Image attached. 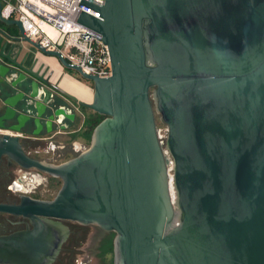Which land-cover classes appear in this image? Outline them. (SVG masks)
Masks as SVG:
<instances>
[{
    "label": "water",
    "instance_id": "water-1",
    "mask_svg": "<svg viewBox=\"0 0 264 264\" xmlns=\"http://www.w3.org/2000/svg\"><path fill=\"white\" fill-rule=\"evenodd\" d=\"M81 7L79 22L108 46L109 77L87 74L29 38L21 20L3 16L0 0V22L19 30L0 34L92 81L93 100L81 103L105 116L89 147L59 165L26 157L18 136L1 137L0 153L62 180L50 201L0 205L44 218L5 239L3 260L50 264L67 236L47 221L57 218L116 232L115 264H264V0H82ZM6 48L0 39V119L22 129L24 98L13 91L26 88L38 134L47 88L35 90L33 68ZM156 112L168 127L165 144ZM57 114L74 117L63 108Z\"/></svg>",
    "mask_w": 264,
    "mask_h": 264
},
{
    "label": "flooded vegetation",
    "instance_id": "flooded-vegetation-1",
    "mask_svg": "<svg viewBox=\"0 0 264 264\" xmlns=\"http://www.w3.org/2000/svg\"><path fill=\"white\" fill-rule=\"evenodd\" d=\"M9 57L33 68L36 75L31 77V81L35 90L41 91L43 87H46L49 103L42 110L43 115L39 121L43 123V127L36 134L35 131L38 130V126L35 124L37 110L25 104L28 90L23 87L14 90L13 94L24 98V103L18 107L19 113L23 116L22 129L20 131L13 130L12 127L19 123L0 119V139L3 135L18 136L26 157L53 165L64 163L87 149L84 141H80L79 138L87 139L91 143L92 137L91 139L88 137L87 131L90 125L89 120L91 121L96 112L83 105L80 99L76 101L67 96L62 98L63 93L58 92L50 83H45L41 70L34 69L36 63L28 66L27 59L19 60L18 57ZM2 61L9 63L6 58H3ZM13 73L17 74L15 76L20 75L19 78L25 76L18 74L17 71ZM60 108H63L68 114H74V117L58 115L57 112ZM55 178L59 177L50 175L36 166L21 163L13 153H0V205L18 206L24 202L25 198L50 201L54 197L44 196L45 185L48 187ZM40 219L44 218L37 215L36 221H33L23 214L0 209V264H11L3 260L1 256L10 251L9 246L4 245L5 239L19 232L36 229ZM47 221L52 229L60 224L67 228L65 241L50 264H87L85 259L80 257L81 253H85L84 246L89 235L83 229L84 225L77 221L57 218H48ZM52 236H55L54 230H52ZM76 257L77 259H75Z\"/></svg>",
    "mask_w": 264,
    "mask_h": 264
},
{
    "label": "built area",
    "instance_id": "built-area-1",
    "mask_svg": "<svg viewBox=\"0 0 264 264\" xmlns=\"http://www.w3.org/2000/svg\"><path fill=\"white\" fill-rule=\"evenodd\" d=\"M1 1L3 16L21 20L27 36L47 50L60 52L87 74L98 77L112 74L108 46L99 33L79 22L82 0Z\"/></svg>",
    "mask_w": 264,
    "mask_h": 264
},
{
    "label": "crops",
    "instance_id": "crops-1",
    "mask_svg": "<svg viewBox=\"0 0 264 264\" xmlns=\"http://www.w3.org/2000/svg\"><path fill=\"white\" fill-rule=\"evenodd\" d=\"M0 27L11 35H18L17 29L12 25L5 27L0 22ZM0 39L7 44L6 55L13 58L18 57L19 60L27 59L28 66L36 63L34 69L41 70L45 83H50L58 92H67L87 103L93 100L94 85L83 79L80 74L78 76L69 72L58 57L47 55L27 42L8 40L1 34ZM79 139L82 141V138Z\"/></svg>",
    "mask_w": 264,
    "mask_h": 264
},
{
    "label": "rangeland",
    "instance_id": "rangeland-1",
    "mask_svg": "<svg viewBox=\"0 0 264 264\" xmlns=\"http://www.w3.org/2000/svg\"><path fill=\"white\" fill-rule=\"evenodd\" d=\"M1 25L6 27L5 24L1 23ZM12 26H13V28L17 29V31H19L17 26H15V25H12ZM68 71L79 76V73L76 70H72V68L68 69ZM87 81H89V80H87ZM89 83L91 85L93 84L92 81H89ZM152 98H153V96H152ZM153 102H155L154 98H153ZM154 105H155V103H154ZM90 111L91 110H89V112ZM100 116H101V114H100ZM100 116H98V117L99 118L102 117L103 119L105 117L104 115H102L101 117ZM156 121H157L159 133L162 136L161 139L165 144L166 138L168 135L167 124H165L164 122L161 121L160 114L157 112H156ZM82 140L85 143V147L88 148L89 145L91 144L90 141H88L87 139L86 140L82 139ZM91 141H92V139H91ZM169 159L171 161V163L169 165V168L171 169L170 173L173 175V169H172L173 168V162H172L171 156H169ZM61 186H62V180L60 178H55L54 180H52L51 183H49L48 187L45 185L44 196L45 197H54L56 195V193L58 192V190L61 188ZM49 188H50V192H49ZM83 229L89 235H88V238H87V240L85 242V246H84L85 247V253H81L80 257L82 256V258L85 259V262L87 264H115L114 240L116 239L115 238L116 232L106 231V230H104V229H102L99 226L94 225V224L84 225ZM105 239H106V241H108V243L110 240L112 242L113 247H112V250L110 252H107V249H106V251H104L105 248L103 246L105 243V241H104ZM75 259H77V257Z\"/></svg>",
    "mask_w": 264,
    "mask_h": 264
},
{
    "label": "trees",
    "instance_id": "trees-1",
    "mask_svg": "<svg viewBox=\"0 0 264 264\" xmlns=\"http://www.w3.org/2000/svg\"><path fill=\"white\" fill-rule=\"evenodd\" d=\"M98 116H100V114L96 113L95 115L92 116L91 121L89 120L90 125H89V129L87 131V135H88V137L90 139L92 137V133H93V130H94L95 126L100 122V120L103 119L101 117L102 115L100 116L101 118H99ZM103 247L105 248L104 251H106V249H107V252H110L112 250V247H113L111 240L108 243V241H106V239H105V243H104V246Z\"/></svg>",
    "mask_w": 264,
    "mask_h": 264
},
{
    "label": "bare ground",
    "instance_id": "bare-ground-1",
    "mask_svg": "<svg viewBox=\"0 0 264 264\" xmlns=\"http://www.w3.org/2000/svg\"><path fill=\"white\" fill-rule=\"evenodd\" d=\"M172 176H173V175L171 174V182H170V183H171V184H172V186H173V183H172V182H173V180H172Z\"/></svg>",
    "mask_w": 264,
    "mask_h": 264
}]
</instances>
